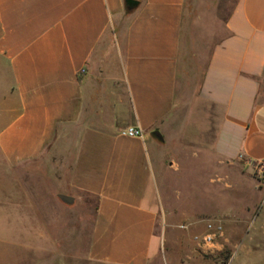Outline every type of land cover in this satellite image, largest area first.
<instances>
[{
	"label": "crops",
	"instance_id": "obj_1",
	"mask_svg": "<svg viewBox=\"0 0 264 264\" xmlns=\"http://www.w3.org/2000/svg\"><path fill=\"white\" fill-rule=\"evenodd\" d=\"M126 1L0 0V153L13 167L64 153L56 199L94 203V263L202 264L197 248L222 264L241 242L186 240L211 219L179 201L197 195L187 157L245 175L264 162V0H236L200 74L183 54L187 0Z\"/></svg>",
	"mask_w": 264,
	"mask_h": 264
},
{
	"label": "rangeland",
	"instance_id": "obj_2",
	"mask_svg": "<svg viewBox=\"0 0 264 264\" xmlns=\"http://www.w3.org/2000/svg\"><path fill=\"white\" fill-rule=\"evenodd\" d=\"M235 2L187 0L182 43L187 70L201 73L211 48L225 34V23ZM6 83L0 74V93L7 89ZM260 101L264 102V82ZM8 121V115L0 114V130ZM199 154L192 160L187 157L185 168L193 174L197 195L179 203L186 211L204 209L209 213L200 218L222 220L230 242H241L239 247L225 244L222 264H264V185L253 175H245L246 167L242 171L230 164L217 168L212 156ZM206 158L208 184L201 181V176H206ZM64 160V153L54 150L36 162L13 167L0 153V264H97L88 256L94 203L69 207L56 199L65 185L58 181L67 172ZM180 183L186 191L189 184L185 180ZM203 228L184 232L186 240L193 243ZM250 249L256 251L250 254ZM196 252L202 264L217 260L197 248Z\"/></svg>",
	"mask_w": 264,
	"mask_h": 264
},
{
	"label": "built area",
	"instance_id": "obj_3",
	"mask_svg": "<svg viewBox=\"0 0 264 264\" xmlns=\"http://www.w3.org/2000/svg\"><path fill=\"white\" fill-rule=\"evenodd\" d=\"M85 73V70H82ZM129 137H143L144 133L140 128L129 127L124 132ZM252 166V175L261 184L264 185V162H256ZM184 228V226L182 227ZM225 228L222 220L213 219L206 222L204 233L194 237V241L205 251H211L216 242L224 237Z\"/></svg>",
	"mask_w": 264,
	"mask_h": 264
},
{
	"label": "water",
	"instance_id": "obj_4",
	"mask_svg": "<svg viewBox=\"0 0 264 264\" xmlns=\"http://www.w3.org/2000/svg\"><path fill=\"white\" fill-rule=\"evenodd\" d=\"M156 135L158 137H161V135L159 134V132L156 133ZM60 199L65 202L66 204H73L74 203V199L72 197L69 196H65V195H60Z\"/></svg>",
	"mask_w": 264,
	"mask_h": 264
},
{
	"label": "trees",
	"instance_id": "obj_5",
	"mask_svg": "<svg viewBox=\"0 0 264 264\" xmlns=\"http://www.w3.org/2000/svg\"><path fill=\"white\" fill-rule=\"evenodd\" d=\"M134 4H135L134 1H132V0H127V1H126L127 9H131V8L133 7Z\"/></svg>",
	"mask_w": 264,
	"mask_h": 264
}]
</instances>
